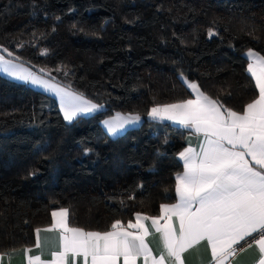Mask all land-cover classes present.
<instances>
[{
	"label": "trees",
	"instance_id": "trees-1",
	"mask_svg": "<svg viewBox=\"0 0 264 264\" xmlns=\"http://www.w3.org/2000/svg\"><path fill=\"white\" fill-rule=\"evenodd\" d=\"M0 45L103 105L69 124L54 97L0 74L4 252L32 245L60 207L71 226L103 231L173 201L187 129L147 112L191 98L181 73L242 110L257 94L245 51L264 50V0H0ZM116 112L141 123L110 136L102 121Z\"/></svg>",
	"mask_w": 264,
	"mask_h": 264
},
{
	"label": "snow or ice",
	"instance_id": "snow-or-ice-1",
	"mask_svg": "<svg viewBox=\"0 0 264 264\" xmlns=\"http://www.w3.org/2000/svg\"><path fill=\"white\" fill-rule=\"evenodd\" d=\"M207 35L211 39L219 33L210 27ZM47 51L42 49L40 54ZM0 52L7 54H0V72L52 93L69 124L103 108L71 84L55 82L53 70L34 72L18 63L21 57L8 48L0 45ZM245 57V71L258 94L242 110L206 94L197 81L181 73L194 98L155 104L147 112L151 120L171 121L191 134L177 154L183 171L175 174V203L160 204L156 215L135 212L134 221L127 223L114 219L103 231L71 226L69 209H54L51 224L35 229L39 252L22 249L26 264H138L141 260L143 264H185L184 254L202 244L210 249L209 264H234L239 254L253 247L258 249V264H264V50L248 48ZM54 71L70 75L66 66ZM141 120L139 113L117 112L102 123L110 136H116ZM92 152L85 149V155ZM42 232L56 233L47 260L42 256L49 240ZM151 236L159 239L155 254L148 243Z\"/></svg>",
	"mask_w": 264,
	"mask_h": 264
},
{
	"label": "crops",
	"instance_id": "crops-1",
	"mask_svg": "<svg viewBox=\"0 0 264 264\" xmlns=\"http://www.w3.org/2000/svg\"><path fill=\"white\" fill-rule=\"evenodd\" d=\"M246 52L247 51H245V54H246ZM0 54H3V55H5L7 57V54L6 53L0 52ZM9 59H11V58H9ZM18 63H23V62L18 61ZM247 63H248V61H247ZM23 64H24V67L25 68H31L29 65H27L25 63H23ZM32 71L36 72L33 69H32ZM0 74H2L3 76H5V77H7V78H9L11 80H15V81H18V82L25 83L24 81L13 79V78L7 76L3 72H0ZM25 84L28 85V86H31V87H33V88H35L37 90H40L42 92H45V93L51 95V93L46 92L44 89H42L40 87L34 86V85L30 84V83H25ZM253 84H254V82H253ZM190 92H191V90H190ZM191 98H194V97L191 96ZM58 107H59V104H58ZM59 110H60V108H59ZM116 113H114L113 115H111L109 117L114 116ZM119 113H123V112H119ZM123 114H127V113H123ZM61 115L63 117V114L62 113H61ZM108 118H106V119H108ZM147 118L149 120H151L148 116H147ZM167 122H170V123H172L174 125H177V126L181 127L180 125H178L176 123H173L171 121H167ZM133 126H136V125H133ZM133 126L127 127L125 130L119 132L118 134L123 133L124 131H126L127 129H129V128L133 127ZM103 127H104V125H103ZM104 129H105V127H104ZM105 131L107 132L106 129H105ZM190 135L191 134H190L189 130H187V132H186V134L184 136V147L187 146L188 139H189V136ZM195 142H196L195 141V138L193 137V145H195ZM183 148L180 151H182ZM180 164H181V168H180L179 172H182L183 171V167H182V162L181 161H180ZM174 187H175V181H174ZM175 202H176V197H174L173 201H171L169 203H175ZM48 219H49L48 225L42 226V227H39V228H45V227H48L51 224V222H52L51 213H50ZM134 219L135 218L133 217L132 220L134 221ZM148 223L150 225V222H148ZM41 236L42 237L47 236L48 237V240H49L48 245L44 249L45 255L42 256V259L47 260V259L50 258L47 255V252L52 248L53 244L55 243L56 233H43L42 232L41 233ZM35 242H36V237H35ZM35 242L32 245H30V246H26V247H30V248H33L34 249V253L33 254H36V253L39 252V249H35ZM148 243H149L150 247L153 248L154 254H155L156 249L159 247V239H158V236H151V237H149L148 238ZM23 248H25V247H20V248H16V249H12V250H9V251H4V252L3 251H0V254H4L3 261L0 262V264H26V258H25V256L23 255V252H22V249ZM184 259H185V264H209V260H210V249H208L207 247H205L202 244L198 248H193V249H190L188 252H186L184 254ZM138 264H143L142 260L141 261H138ZM234 264H258V249L256 247H253L251 249H247L246 251H244L243 253L239 254L235 258Z\"/></svg>",
	"mask_w": 264,
	"mask_h": 264
},
{
	"label": "rangeland",
	"instance_id": "rangeland-1",
	"mask_svg": "<svg viewBox=\"0 0 264 264\" xmlns=\"http://www.w3.org/2000/svg\"><path fill=\"white\" fill-rule=\"evenodd\" d=\"M50 93V92H49ZM52 97L55 98V100L57 101V103L59 104V101L57 100V98L51 93Z\"/></svg>",
	"mask_w": 264,
	"mask_h": 264
}]
</instances>
